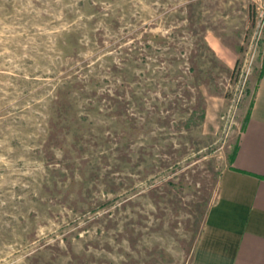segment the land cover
<instances>
[{
    "label": "rangeland",
    "instance_id": "1",
    "mask_svg": "<svg viewBox=\"0 0 264 264\" xmlns=\"http://www.w3.org/2000/svg\"><path fill=\"white\" fill-rule=\"evenodd\" d=\"M263 66L264 0H0V264H191Z\"/></svg>",
    "mask_w": 264,
    "mask_h": 264
},
{
    "label": "crops",
    "instance_id": "2",
    "mask_svg": "<svg viewBox=\"0 0 264 264\" xmlns=\"http://www.w3.org/2000/svg\"><path fill=\"white\" fill-rule=\"evenodd\" d=\"M191 264H264V67Z\"/></svg>",
    "mask_w": 264,
    "mask_h": 264
},
{
    "label": "trees",
    "instance_id": "3",
    "mask_svg": "<svg viewBox=\"0 0 264 264\" xmlns=\"http://www.w3.org/2000/svg\"><path fill=\"white\" fill-rule=\"evenodd\" d=\"M264 67V66H263ZM244 125H245V121H244ZM233 159V154H232V156H230V161ZM135 195V194H134ZM132 196L133 195H131V196H129V197H127L125 200H119V201H117V202H115L114 203V205L112 206L114 209H116V210H119L120 209V206L121 205H123V204H125V203H127L131 198H132ZM126 201V202H125ZM101 205H106V206H104V207H106V210H104L105 211V213H107V212H112V207H110V208H108L110 205L109 204H107V203H103V204H101Z\"/></svg>",
    "mask_w": 264,
    "mask_h": 264
}]
</instances>
